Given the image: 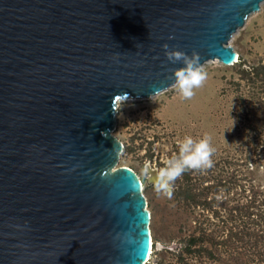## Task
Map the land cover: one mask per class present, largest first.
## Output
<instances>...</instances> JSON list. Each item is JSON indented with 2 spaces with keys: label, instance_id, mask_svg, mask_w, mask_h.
Wrapping results in <instances>:
<instances>
[{
  "label": "water",
  "instance_id": "1",
  "mask_svg": "<svg viewBox=\"0 0 264 264\" xmlns=\"http://www.w3.org/2000/svg\"><path fill=\"white\" fill-rule=\"evenodd\" d=\"M259 1L0 0V264H145L117 102L175 84L165 44L232 65Z\"/></svg>",
  "mask_w": 264,
  "mask_h": 264
},
{
  "label": "rangeland",
  "instance_id": "2",
  "mask_svg": "<svg viewBox=\"0 0 264 264\" xmlns=\"http://www.w3.org/2000/svg\"><path fill=\"white\" fill-rule=\"evenodd\" d=\"M228 44L238 60L205 61L192 98L173 84L117 102V165L139 176L151 214L146 264H264V0ZM189 136L210 137L213 166L187 169L168 198L145 162L158 174Z\"/></svg>",
  "mask_w": 264,
  "mask_h": 264
},
{
  "label": "clouds",
  "instance_id": "3",
  "mask_svg": "<svg viewBox=\"0 0 264 264\" xmlns=\"http://www.w3.org/2000/svg\"><path fill=\"white\" fill-rule=\"evenodd\" d=\"M165 55L171 63L180 62L184 66L172 70L175 84L182 97L190 99L194 96V89L199 88L207 79V72L200 66V55L193 51L191 55L177 49H169L167 44L163 45ZM170 79L172 77H169ZM214 149L210 146V137L196 140L185 137L179 145V155L171 158L153 177L155 190L165 193L168 198L173 194L174 182L187 169L211 168L213 162L211 156ZM143 171L146 175L151 173V165L145 162Z\"/></svg>",
  "mask_w": 264,
  "mask_h": 264
},
{
  "label": "bare ground",
  "instance_id": "4",
  "mask_svg": "<svg viewBox=\"0 0 264 264\" xmlns=\"http://www.w3.org/2000/svg\"><path fill=\"white\" fill-rule=\"evenodd\" d=\"M256 11H257V10H256ZM252 12H255V11H251L250 13H252ZM250 13H248V15H249ZM235 53H236V56H235V61H236V59L238 58V54H237V52H235ZM237 60H238V59H237ZM168 87H169V86H168ZM166 88H167V87H166ZM166 88H164V89H166ZM164 89H163V90H164ZM159 92H160V91H159ZM157 93H158V92H157ZM121 100H123V99H120L119 101H121ZM119 101H118V102H119ZM151 173H152V175H153V176H151V178H152L151 180H152V182H153V177H154L157 173H155L154 171L151 172ZM150 230H151V229H150ZM151 245H152V233H151ZM150 251H151V248H150ZM150 251H149V252H150ZM149 256H150V253H149ZM149 256H148V258H147V261L149 260ZM147 261H146V262H147ZM146 262H145V264H146Z\"/></svg>",
  "mask_w": 264,
  "mask_h": 264
}]
</instances>
